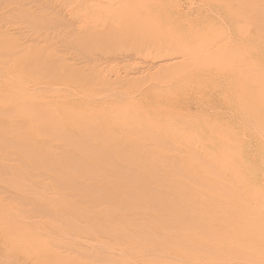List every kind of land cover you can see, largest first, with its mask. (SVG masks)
<instances>
[{
  "label": "rangeland",
  "instance_id": "rangeland-1",
  "mask_svg": "<svg viewBox=\"0 0 264 264\" xmlns=\"http://www.w3.org/2000/svg\"><path fill=\"white\" fill-rule=\"evenodd\" d=\"M2 1H0V38L5 31V36H9L7 39L12 42L13 46L17 45L19 48L29 49L27 47L33 44V46H37L33 47L35 52L36 50L38 51V47L41 46L42 48L40 47L39 49L41 50L35 53L36 57L33 56V51L31 52L33 55L30 54L32 47L29 52H25L26 50L24 51L23 48V50L19 49L21 52L17 50L20 53H18L19 59L15 58L19 61L18 64H14L15 62L10 60H14V57L9 58L14 51L9 53L12 54L11 56H6L7 59H4V63H2L3 61L0 63V138L4 140V135H7L5 130L16 124L18 125V123L21 125L25 121L29 122L30 127L33 126L32 129L36 126H43L34 129V132H30L26 136H22L23 138H20L18 146H14L12 143L13 147L11 149H9L10 147L7 149L4 147L0 151V264H264V174L261 175L264 167L261 168L262 170L255 168L254 171L253 166L255 162L259 163L258 167L264 164L262 162V159H264V135H260L256 120L253 125L248 126V122L250 123L251 121H246L242 117L243 112L247 109V105L242 100L247 98L246 94H253V102L258 100L254 95L261 94V89H259L261 86L250 87L251 83L248 81L241 89L239 82H237V77L242 79L244 77L243 74L239 75L233 68L228 69L218 62L215 65L213 63L215 60L213 62L209 60L208 65H202L201 63L204 62L201 61L205 60H202V58L198 61L194 60L195 63L192 62L193 60L191 62L190 60H185L183 62L185 66L181 69L184 73L181 75H164L166 79L162 75L158 84L162 85L163 88L156 87L154 84L151 85L153 81L151 82L149 77H145L146 75H142L143 78L141 79L146 82L141 90L145 88V90L149 91V89H153L151 88L153 86L154 88H159L157 89L158 91L153 89V91L159 92V95L150 94L139 98V95L134 94L138 90L134 87L135 85L125 83L121 87L123 92L137 95L135 98H138L136 103L139 104L140 111H130V114H126L127 116L121 119L116 118L115 114H111V122L121 121V125L125 128L123 129L126 131L115 124L117 129L113 127V129L105 133V135L109 133L116 134L112 138L114 141L102 139L104 144H111L112 147L110 146L109 148H114L111 156V150L109 152V149L106 148L105 152L106 154L107 152L109 153V159L114 161V163L111 166L107 159L108 161H105L106 163L104 164L107 168L111 166L109 168L114 169V171H110V169L108 171L105 169L104 171L105 167L102 169L100 167L102 164L100 162V165L97 163L101 159L98 158L105 155L101 154L103 150L99 148L100 146L105 150L104 146H102L104 144L99 143L101 139L98 141L85 139V141L87 140L86 144L92 141L90 143V145L94 144L92 148L96 147L95 144L98 147H96V151H91L92 149L89 151V149L83 148L78 143L80 140L77 137L80 132H77V124L73 126L69 124L70 121L93 124L95 120L106 117L107 113L110 112V108L113 107L108 102V105L102 108L100 100L92 99L98 92H94L92 87L81 88L78 83L79 79L86 78L93 80L95 83H106L114 80L116 75H123L124 73L129 74V79H137L141 77L140 71H142V68L159 60L158 55L155 53L157 52L156 50H166L172 44V41L173 44L175 43L174 45L188 44V48L197 51L200 48L209 47L219 37L215 35L207 42L205 40L198 42V40L190 36L191 32L182 30V28L178 30L180 22L174 29L167 28L166 30L169 31L167 32L169 36L175 32L173 34L174 37L177 31L185 32V39L184 37L173 40L166 39L160 42L156 41V38H149L148 36H151L154 30L148 28L149 26L141 28L140 23H137L136 19L129 22L131 25L128 23L121 28L116 27V29H113L106 25L104 20L107 17L106 15H109L110 10L118 6L120 0H39L41 4L38 0H18L20 5L17 0L16 2L14 1L15 3H13V0ZM32 1L34 3H30ZM167 1L163 0L162 2L168 4L170 0L169 2ZM175 1L179 8H183L182 13L189 14L188 18L189 16L190 18H200L199 22L194 25L195 28L192 29L198 31L206 23L210 22L214 29H219L221 38L224 36L232 37L226 42V44H229L226 52H230L231 56L234 57V60H228L230 66L232 62L234 63L236 59L241 57L240 54H236L232 50V46L237 44L238 41V36L235 34L239 33L240 38L246 42L247 37L252 32L251 30H248V28L239 30L235 26L226 29L220 28V25L225 26L224 15L207 14V4L212 6L210 4L213 3L212 1ZM14 4L18 7H21V5L25 6L21 8L22 11L26 12H24V15L28 19L27 21L25 19L22 21L20 17L19 22H22V24L18 23L17 20L21 11L18 9L20 11L18 14L16 10L18 7L16 8ZM9 5L13 6L10 7ZM260 8L264 10V5ZM47 10L48 13L46 12ZM50 12H54L56 15L52 14L51 17L49 16ZM13 13L18 16L14 17ZM22 13L21 15L24 16ZM249 14L244 13L242 16L248 17ZM28 15L32 16V19L35 17L34 20L38 19L37 17L39 16L40 19L42 16L44 21L45 18L48 19L50 17L51 20L48 19L50 22L46 23L43 20H39L38 22L42 23V25L40 24L39 28L36 26V29L41 32L33 33V31L29 32L28 27L33 28L35 27L34 24L33 26L30 23H28L30 25L26 24L31 19H29ZM203 17L204 19L201 20ZM52 18L56 23L53 22ZM23 23L27 28L26 30L24 29L25 33L29 32V38L28 34L27 37L24 36L27 39H22V35H25L22 29L25 28ZM262 25L261 20L250 23L255 37L250 35L252 40L249 39L244 45L250 48L257 58L264 57V30L261 29L263 28L261 27ZM15 28L19 31L14 32L16 31ZM6 30L8 31L7 33ZM137 30H143L146 33L144 36L146 40L141 39L139 40L140 43L129 42L130 34ZM10 31H12L11 34ZM18 32L21 33L22 37L20 33L16 35ZM39 33L41 35L44 33L43 35H45L46 39L44 36H42L44 39L41 38ZM91 33L96 36H92L91 40L83 42V38ZM12 35L14 40L12 37L10 38ZM35 35L38 39H36ZM21 39L23 42H20L22 41ZM9 40V43H6L9 48L4 42L0 43L1 58H3L2 54L4 55L7 48H13V46H10L11 42ZM32 40L34 43H32ZM29 41H31V44L28 43ZM42 41L44 44L41 43ZM21 43L30 45H26L27 47L25 48V45L23 46ZM216 44V47H222L224 42ZM17 51L15 50L14 52L16 57H18ZM31 56L34 58L30 59V61L29 58ZM165 56V54L160 55L161 60L166 59ZM61 58L62 60H60ZM171 58L175 59L176 55L171 54ZM211 62L212 64L210 65ZM39 63L42 65L46 63L48 69L41 71L37 67ZM198 64L200 67L197 66ZM64 65L70 70L68 68L64 69ZM17 66L19 68L22 67L23 70H21L22 68H20L21 71L19 68L17 70ZM91 67L92 73H89L91 75L88 77L82 76V74H85L84 71L87 72L88 68ZM177 71L178 68H171L168 73H176ZM223 72H226V75ZM207 75H211L212 84L201 85L196 81L201 76L202 78L198 81H204ZM244 79L246 78L244 77ZM242 90L246 94L239 99L240 92L243 94ZM257 90H259L258 93ZM88 93L91 95L88 96ZM15 95H19V100L15 98L17 97ZM36 96H39L40 101L38 98L35 101L33 100ZM23 97H30L28 98L29 101L22 103ZM187 97H191V102L193 101L188 108L189 110L186 111L191 114L189 117L182 113V109L188 106L190 101L180 102ZM262 97L264 99V93ZM208 99L211 100V104H208ZM196 100L199 102L195 103ZM130 102V99H126L122 106H129ZM26 105L28 106L27 108L24 107ZM183 106L184 108H181ZM141 111L145 113L144 117ZM17 112V116L20 117L24 114V117H21L23 118L22 120L15 115ZM234 114L237 115L234 121L236 124L238 123L236 130L239 134L237 135L236 147H233V152L231 151L227 157L224 153L215 151L214 157H210L209 160L204 157V160L199 151L201 146L199 139L205 136L203 135V133H206L204 132L205 128L215 127L216 124L222 125V122L231 121ZM39 115L40 117H37ZM43 115L47 120L43 118ZM34 117H37L38 124L36 119L33 124ZM40 118L45 121H42L41 125H39V122L41 123ZM59 119L62 120V125L64 126L57 125V127L60 126V129L57 128L60 131V135L58 130L56 131L55 129L56 124L61 121ZM142 120L143 125L138 123L142 122ZM57 121L58 123H56ZM150 127H154V135L151 133L150 135L155 137H150L149 129H147ZM131 128H136L132 134H130ZM51 129L54 131L52 130L53 132H51ZM63 130L64 132H62ZM65 130L72 132L71 135H73L74 139L69 133L70 138H68V141L66 139L64 141L62 134H67ZM137 131L141 132V134L137 133ZM55 132H58V134L56 135ZM119 132H122V135L117 134ZM52 135L54 137H51ZM147 136L155 140L148 139ZM122 137L124 138L123 141H118ZM142 137L143 140H141ZM1 139L0 144L6 147L12 142L11 140L1 141ZM220 139L215 138L212 141L218 142ZM85 141H82L83 146L87 147L84 144ZM30 143L32 146L37 148L41 146L42 148L35 150L36 147H32ZM35 143H38L39 146ZM20 144L23 146L21 147ZM130 145H132V148H130ZM24 146L29 148L26 149ZM30 146L31 149L35 150V152L33 151L34 153H30ZM83 150L84 152H82ZM86 151L89 152L85 154ZM63 153L67 154V156L63 155ZM103 156L100 160L102 163L107 158V155L104 158ZM165 158H173L174 160L170 161L176 163L179 162L178 158L187 159L186 161L194 160L193 162L196 161L203 168H200L198 173H180L170 167V163ZM211 158L215 160H213V163H211ZM144 160H147V162ZM240 160L241 164H236ZM219 162H222L223 165ZM89 165H93L95 169H91L92 166L90 167ZM113 165L116 168H112ZM120 165L123 169L127 168L128 170L126 169L124 172L119 169L118 171ZM86 166L93 172L88 170L87 174L86 171H83V169L86 170ZM126 171H131L129 174L132 173L135 180L132 176L123 178L126 176ZM255 172L259 177L255 176V181L251 183L247 178L250 174H255ZM119 173H123L125 176L119 178ZM79 174H82V177L83 175L86 177L82 178ZM110 175H113L114 178L117 176L118 179H113V176L111 177ZM107 176H109L108 181L110 178L113 180L107 182ZM87 178H89V181ZM193 180L196 183L199 180L198 184H193ZM238 181L241 182L239 183ZM96 182L101 184L97 183L96 186ZM215 182L217 185H215ZM83 184L85 187H83ZM77 185L79 186L77 187ZM135 186L136 188L144 187L150 192H157L156 189H152L154 187L164 188L165 191L169 190L168 192H176L178 190L179 192H199L203 195L202 200L204 201L202 202H204V205L202 202L197 203V201L190 199L185 201L181 199L176 201L177 208L169 217L155 219L148 216H145L146 218L139 216L140 219H138V216L137 218L131 214L136 208L135 203H138L133 200L135 199L133 196L142 192L139 191V188L138 191L137 189L135 190ZM226 186H228L227 188L230 191L226 189ZM79 187L83 188V190L78 189V191L77 188ZM126 187L128 189L132 187L135 191L130 190L129 196L123 192L126 191ZM107 188L112 191H116L115 189L117 188L121 190V198L117 196L119 202L122 201L120 200L122 198L123 201L119 204L117 200L118 206L116 202L113 203L116 201L115 198H117L114 195L111 196L115 198L111 199L110 197L106 200V202L113 200L114 207L112 203H110L111 206L104 203L103 197H101L102 199L99 198V200H104L102 202L97 200L98 197H94H100L98 194H102V191ZM132 191L135 194L132 196L133 199L129 200L131 205H128L127 202L132 195ZM117 192L115 193L117 194ZM227 192L230 193L228 194ZM126 196H128L127 199ZM107 197H109V194ZM138 197L136 196V199ZM90 199L91 202H89ZM92 199L94 201L97 200V202ZM124 199L127 200V202L125 200L127 207L124 205ZM207 202L208 205L215 207L216 211L213 210L214 212L212 213L209 210L207 211ZM222 203L226 205V208L220 211L221 208L223 209L221 207ZM120 205H124V207ZM119 206L121 207L120 209ZM183 207L188 209L195 208L201 211L200 213H204L202 211L205 209L204 211L208 214L197 213L189 215L185 210H181ZM130 214L135 218L130 217ZM204 218L209 219L208 221L214 219L215 224L222 225V229H218L219 231L203 229L205 223H208V221H203ZM256 218L262 220L252 223V220ZM183 235L187 236L183 238ZM192 240L196 241V243L192 242ZM190 242L193 245H189Z\"/></svg>",
  "mask_w": 264,
  "mask_h": 264
},
{
  "label": "bare ground",
  "instance_id": "bare-ground-1",
  "mask_svg": "<svg viewBox=\"0 0 264 264\" xmlns=\"http://www.w3.org/2000/svg\"><path fill=\"white\" fill-rule=\"evenodd\" d=\"M0 1H2V0H0ZM5 1H7V0H5ZM16 2V0H13V3H15ZM20 1V0H19ZM19 1L17 0V2H18V4L20 5V3H19ZM34 1V0H33ZM30 2V3H34V2ZM39 1V0H38ZM163 0H120L119 1V4H118V6L116 7V8H114L113 10H110V12H109V15H106L107 17H106V19L104 20V22H106L105 24L106 25H108L109 27H112L113 29H116V27H119V28H121V27H123V26H125L126 24H128L129 22H131L132 20H134V19H136V21H137V23H140V26H141V28L144 26V27H147V26H149L148 28H150L151 30H154L153 31V33L151 34V36H148V33H147V36L150 38V37H152V38H156L157 40L156 41H165L166 39H179V38H183L184 37V39H185V32L183 33V32H180V31H177V33L175 34V37L173 36V34L175 33H171L170 34V36L168 35V33L167 32H169V31H167L166 29L167 28H172V29H174V27L175 26H177L178 25V23H179V25L181 26H179V28H178V30H180V28H182V30H187V32H191L190 33V36L191 37H193V39H195V40H198V42H201L202 40H205L206 42L207 41H209L210 39H212V37H214L215 35L216 36H218L219 38L217 39V41L216 42H214V43H212L209 47H207V48H200L199 50H197V51H195V50H192V49H190V48H188V44H186V45H174L173 44V41L171 42L172 44L168 47V48H166V50L165 49H157L156 51L157 52H155L156 53V55H158V59L159 60H157V61H155V62H152L150 65H147V66H145L144 68H142V71H140L139 73H140V75H141V77H139V78H137V79H129V74L128 73H124L123 75L122 74H118V75H116L115 76V79L114 80H110V81H108V82H106V83H95V82H93V80H88V79H86V78H81V79H79L78 80V83H79V86L81 87V88H86V87H92L93 88V91L94 92H98V94L96 95V96H94V97H92V99H98V100H100V102H101V107L102 108H104L105 106H107L108 105V102L110 103V104H112L113 105V107L112 108H110V112L109 113H107V116L106 117H104V118H101V119H98V120H95L94 121V123L93 124H90V123H76V121L75 122H71L70 121V125L71 126H73V125H76L77 124V132H80V134L78 135V140H80V142H78V143H80V146L82 145V147L83 148H87V149H89V151L91 150V151H96L97 149H96V147H97V145L95 144V148L93 147L92 148V145H94V144H92V145H90V143H92V141H95V140H100L101 142H99L100 144H104L103 143V141H102V139L103 140H111V141H114V139H112V138H114L113 137V135H116V134H113V133H109V134H107V135H105V133L107 132V131H109V130H111V129H113V127H115V124L119 127V128H122V130H124L125 128H124V126L123 125H121L122 123H120V122H111V119H110V117H111V114H115V117L116 118H123L124 116H127L126 114H130V111H132V112H138V111H140L139 109H140V106H139V104L138 103H136L137 102V100H138V98H135L137 95H139V98H142L143 96H148V95H150V94H154V95H159V92H156V91H153V89H159V88H154L153 86H151V88H153V89H149V91H147V90H145V88H143L142 90H141V88L144 86V83L146 82L145 80H143V79H141V78H143L142 77V75H146L145 77H149V80L152 82L151 83V85H155L156 87H162V85H160V84H158V83H160L159 81H160V79H161V77H162V75L164 76V75H167V76H172V75H181V74H183L184 73V71L183 70H181L182 69V67L183 66H185V64L183 65V62L185 61V60H190V62H191V60H193L192 62H194L195 63V61L194 60H199L200 58H202V60L203 59H205V60H203V61H201V62H204V63H201L202 65H205V64H209V60L210 61H214L215 60V62H213L214 64L215 63H221V65H223V66H225V67H227L228 69H232L233 68V70H235V72L236 73H238L239 75H241V74H243L244 75V77L246 78V79H244V77H242V79H239L238 77H237V82H239V85L241 86V89H242V86H244V84L245 83H247L248 81H250V87L251 86H253L254 88H255V86H261V88H259V89H261V94L259 93V94H256V95H254L255 96V98H257L258 100H255V102H253V94H246L245 92H244V90H242L243 91V94L240 92V97H239V99L240 98H242L243 97V95H245L246 94V99L245 100H242V102L243 103H245L246 105H247V109H246V111L245 112H243V118L246 120V121H251L250 123L248 122V126H250V125H253L254 124V122H255V120H256V122H257V124H258V129H259V131H260V135H264V99H263V97L261 98V96H262V94L264 93V57H260V58H257L256 57V54L255 53H253L252 52V50H250V48H248V47H245L244 45H245V43H247L248 41H249V39L250 40H252V37H255V33L253 32V30H252V27L250 26V23L251 22H255V21H260L261 20V23H263V25L261 26V27H263V28H261L262 30H264V10H261V6H263L264 4V0H209V2L210 1H212L213 3H210L212 6H210L209 4H207V3H205V4H207L208 5V7H207V10H208V12H207V14L208 13H210V14H215V15H221V14H223L224 15V19H225V26H222V25H220V28H222V29H226V28H230V27H236V28H238L239 30H243V29H245V28H248V30H251L252 32L250 33V35H252V37H250V35L247 37V39H246V42H244L241 38H240V36H239V33H237V34H235L236 36H238L237 37V39H238V41H237V44H235V45H233L232 46V50H233V52L234 53H236V54H240L241 55V57L239 58V59H236V61H234V63L232 62L231 64V66H230V64H229V62H228V60L230 61L231 59H233L234 60V57H232L231 56V54H230V52H226V50L229 48V44H226V42H227V40H229V39H231L232 37H229V36H224L223 38H221L220 37V31H219V29H214V27H213V25L210 23V22H208V23H206L204 26H203V28L202 29H200V30H194V29H192V28H195L194 27V25L197 23V22H199V20H200V18H193V17H191L190 18V16H189V18H188V15L189 14H186V13H182V9L181 8H179L178 6H177V4H176V1L175 0H170V2H169V0L167 1V2H169L168 4H166L165 2H162ZM205 1V0H204ZM237 1V3H235ZM3 2V1H2ZM36 2V1H35ZM12 3V2H11ZM12 3V4H13ZM21 3H23V2H21ZM27 3H28V1H27ZM26 3V4H27ZM39 3H40V1H39ZM17 4V3H16ZM17 4V5H18ZM41 4V3H40ZM2 5H3V3H2ZM17 5H15L14 4V6H16V8L18 7ZM30 5V4H29ZM10 6V5H9ZM11 6H13V5H11ZM10 6V7H11ZM22 6H24V5H21V7ZM21 7H18L16 10L18 11V14L20 13V11H21V13L24 15V12L25 11H22V8ZM25 7V6H24ZM46 7V6H45ZM191 8H192V6H190ZM189 7V8H190ZM195 7V6H194ZM199 8V7H198ZM20 11H19V10ZM193 9V8H192ZM191 9V10H192ZM12 11V10H11ZM17 11H14V12H17ZM49 11H51V10H49ZM180 11H181V13H180ZM8 12H10V11H8ZM47 13H48V10L46 11ZM174 12H175V14H174ZM21 13L19 14L20 16H18V15H16L15 16V14H14V17H17L18 16V18H17V20H18V23H21L22 24V22H19L20 20H19V18L23 21V19H25L26 21H27V19H26V17H25V15L24 16H22L21 15ZM26 13V12H25ZM44 13V12H43ZM46 13V14H47ZM51 13V12H50ZM244 13H250L249 14V16L248 17H243L242 15L244 14ZM9 14V13H8ZM52 14L53 15H56V13L54 14V12L53 13H51V14H49V16H51L52 17ZM206 14V15H207ZM10 15H12V14H10ZM205 15V16H206ZM26 16H27V14H26ZM29 16V15H28ZM34 16V15H33ZM60 16V15H59ZM103 16V15H102ZM204 16V15H203ZM8 17V16H7ZM12 17V16H11ZM32 16H29V19L31 18ZM36 17H37V15H36ZM50 17V18H51ZM55 17V16H54ZM58 17V16H57ZM61 17V16H60ZM34 18L35 17H33V19L31 18L30 19V22H26V24H28V23H30L32 26H33V24H34V26L35 27H33L34 28V30H37V31H34L33 30V28L32 27H28V25H30V24H28L27 25V27L29 28L28 30H29V32H32L33 31V33L34 32H36V33H38V31L39 32H41L39 29H36V26L39 28L41 25H42V23H39L38 21L40 20V21H42L43 19H42V16H41V19H40V16L39 17H37L38 19H35L34 20ZM50 18H48V19H50ZM59 18V17H58ZM102 18V17H101ZM262 18V19H261ZM11 19H13V18H11ZM47 18H45V21L43 20V22H48L49 20H48ZM59 19H61V18H59ZM204 19V17L203 18H201V20H203ZM16 20V19H15ZM17 20H16V23H17ZM25 20H24V23H25ZM32 20H34L33 22H32ZM47 20V21H46ZM51 20V19H50ZM52 20H53V18H52ZM55 20H58V19H55ZM29 21V20H28ZM50 22V21H49ZM53 22H55L56 23V21H54L53 20ZM58 22V21H57ZM14 23V22H13ZM17 23V24H18ZM23 23V27H25V24ZM45 23H43L44 25H45ZM39 24V25H38ZM41 24V25H40ZM130 25H131V23H129ZM32 30H31V29ZM118 28V29H119ZM17 29H18V27H17ZM16 28H15V30L16 31H14V32H17V31H19V30H17ZM20 29V28H19ZM23 30L25 29H27L26 27L25 28H22ZM12 30V29H11ZM21 30V29H20ZM23 31L24 32V34L25 35H22L23 36V38L22 39H24L25 37L24 36H26L27 37V34H28V38H29V32H27V34L25 33L26 31ZM146 30V29H145ZM22 31V30H21ZM157 31V32H156ZM5 32V31H4ZM3 32V34H2V36H1V38H0V43L1 42H4L5 44L6 43H9L8 42V40L9 39H7V38H9V36H5L6 34ZM8 31L6 30V33H7ZM11 32L12 31H10V34H11ZM72 32V31H71ZM77 32V31H76ZM149 32V31H148ZM19 33L20 32H18V34H16V35H19ZM35 33V34H36ZM151 33V32H150ZM264 33V32H263ZM9 34V35H10ZM13 34V33H12ZM15 34V33H14ZM23 34V33H22ZM40 34V33H39ZM44 33H42V35H41V38H43L42 36H44V38H45V35H43ZM8 35V34H7ZM15 35V37H17ZM31 35V34H30ZM37 35V34H36ZM35 35V37H36V39H38V37ZM146 35V33H144V31L143 30H137L136 32H133V33H131L130 34V38H128L129 39V42H133V43H140V41L139 40H141V39H144V41L146 40V38L144 37ZM20 36H21V33H20ZM20 36H18V37H20ZM21 36V37H22ZM92 36H96V35H92V33L90 34V35H87L85 38H83V42H86V41H88V40H91V37ZM13 38V40H14V36L12 35V36H10V38ZM31 37V36H30ZM47 37V36H46ZM34 38V37H33ZM40 38V37H39ZM43 38V39H44ZM16 39V38H15ZM21 39V40H22ZM25 39H27V38H25ZM43 39H41V40H43ZM46 39V38H45ZM66 39V38H65ZM31 40V39H30ZM47 40H48V38H47ZM52 40V39H51ZM169 40V41H170ZM10 41V40H9ZM34 41H36V40H34ZM45 41V40H44ZM156 41H154L155 43H156ZM182 41V40H181ZM180 41V42H181ZM11 42V41H10ZM20 42H23V40L22 41H20ZM27 42V41H26ZM25 42V43H26ZM37 42L39 43V41L37 40ZM189 42V41H188ZM221 42H224V45L222 46V47H220V46H218V47H216V43H221ZM28 43H30L31 44V41H29ZM26 44V45H30V44ZM32 43H34L33 42V40H32ZM42 44H44L43 43V41L41 42ZM46 43V42H45ZM64 43V42H63ZM68 43V42H67ZM182 43V42H181ZM204 43V42H203ZM11 44V45H10ZM9 45L10 46H13L12 45V42L10 43ZM20 44V43H19ZM22 44V43H21ZM37 44V43H36ZM36 44H34V45H36ZM190 44V43H189ZM8 44H6V46H7ZM14 45H16V44H14ZM23 45V44H22ZM21 45V46H22ZM25 45V44H24ZM23 45V46H24ZM25 45V48L27 47ZM192 45V44H191ZM249 45V44H248ZM20 46V47H21ZM40 46V45H39ZM8 47V46H7ZM6 47V48H7ZM16 47V48H15ZM32 47V49H30ZM33 47H37V46H33V44H32V46L30 45V47L28 46L27 48H29V49H24V47H21V48H19V47H17V45L16 46H13V50L12 49H8L7 48V54H6V52L4 53V55L2 54V56H3V58H1L0 57V63L2 62V63H4V61L7 59V57L8 56H11L12 54V56L11 57H9V58H12V57H14L13 59L15 60H12V59H10L11 61H13V62H15L14 64H18V60H16L15 58H17V59H19V52H21V50H23L24 49V51L25 52H29L30 51V54H32L31 52L33 51L34 53V55L33 56H35L36 54V52H38V51H40L41 49H39L40 47H38V51L36 50V52L33 50ZM15 48V49H14ZM23 48V49H22ZM42 48V47H41ZM71 48V47H70ZM72 48H74V47H72ZM19 49H21V50H19ZM15 50L17 51L16 53H17V55H18V57H16V54L14 53L15 52ZM70 50V49H69ZM72 50V49H71ZM74 50V49H73ZM14 51V52H13ZM74 51H76V50H74ZM13 52V53H12ZM77 52V51H76ZM9 53H12V54H9ZM19 53V54H18ZM6 54V55H5ZM9 54V55H8ZM163 54H165L166 56V59H164V60H161L162 58L160 57V55H163ZM171 54H175L176 55V58L175 59H173V58H171ZM7 56V57H6ZM6 57V58H5ZM36 57V56H35ZM162 57H164V56H162ZM8 58V59H9ZM34 57H32L31 56V58H29V60L31 59H33ZM58 58H59V56H58ZM75 58V57H74ZM1 59H3V60H1ZM5 59V60H4ZM28 60V61H29ZM30 60V61H31ZM60 60H62V58L60 59ZM60 60H57V61H60ZM8 61V60H7ZM56 61V62H57ZM196 61V62H197ZM225 61H226V63H225ZM17 62V63H16ZM67 62V61H66ZM200 62V61H199ZM205 62H207V63H205ZM212 62L210 63V65L212 64ZM50 63V62H49ZM58 63V62H57ZM186 63V62H185ZM188 63V62H187ZM192 64V63H191ZM200 64V63H199ZM197 65L198 67H200V65ZM196 65V64H195ZM209 65V66H210ZM216 65V64H215ZM219 65V64H218ZM65 66V65H64ZM220 66V65H219ZM37 67H38V69H40L41 71H44V69L45 70H47L48 68H47V66H46V63H44V65H42V64H38L37 65ZM224 67V68H225ZM18 68H19V66H17V70H18ZM20 68H22V67H20ZM20 68H19V70H20ZM64 69L65 68H68L67 66H65V67H63ZM171 68H178V71L176 72V73H168V71L171 69ZM188 68H190V67H188ZM197 68V67H196ZM37 69V70H38ZM69 69V68H68ZM67 69V70H68ZM72 69V68H71ZM74 69V68H73ZM184 69V68H183ZM3 70V69H2ZM21 70H23V68L21 69ZM20 70V71H21ZM70 70V69H69ZM185 70H186V68H185ZM19 71V72H20ZM5 72V71H4ZM46 72V71H45ZM44 72V73H45ZM85 72V74H82V76H84V77H88L89 75H91V74H89V73H92V67L91 68H88V70H87V72L86 71H84ZM38 73H39V71H38ZM168 73V74H167ZM223 74L224 75H226V72H223ZM74 75V74H73ZM135 77V76H134ZM165 77V79H166V76H164ZM151 78V79H150ZM200 78H202V76L201 77H199V78H197V82L199 83V84H201V85H203V84H206V83H208V84H212L211 83V81L213 80V79H211V75H207V78L204 80V81H198ZM125 83H127V84H129V85H135L134 87H136L138 90H137V92L136 93H134V94H137L136 96L134 95V94H125L124 92H123V89L121 88L122 87V85L124 86V84ZM163 86H165V85H163ZM14 87V86H13ZM38 88H40V87H38ZM163 88V87H162ZM160 90H163V89H160ZM158 91V90H157ZM258 91L259 90H257V93H258ZM20 92V91H19ZM253 92H254V90H253ZM16 93H18V92H16ZM110 93V94H109ZM19 94V93H18ZM31 94V93H30ZM125 94V95H124ZM32 95V94H31ZM30 95V96H31ZM38 95V94H37ZM88 96H90L91 94L90 93H88L87 94ZM239 95V94H238ZM15 96H17V95H15ZM21 96V95H20ZM16 99H18L19 98V95L17 96V97H15ZM27 97H23L22 99H23V101H22V103L23 102H27V101H29V99L28 98H30V97H28L27 99H26ZM39 99V101H40V98H39V96L37 97H34V101H35V99ZM126 99H130L131 100V102H130V105L129 106H122V103L126 100ZM19 100V99H18ZM21 100V99H20ZM69 100V99H68ZM141 100V99H140ZM190 101V104L188 105V106H186L185 108H184V106L183 107H181V108H184V109H182V113H185V115L186 116H191V114H188L186 111H188L189 109V106L191 105V103H193V101L191 102V97H187V98H185L184 100H181L180 102H187V101ZM261 100V101H260ZM197 102H199V101H195V103H197ZM33 103V102H32ZM39 104V103H38ZM208 104H211V100H209L208 99ZM24 107H28L27 105L26 106H24ZM11 110V112H13L12 111V109H10ZM10 110H9V113H10ZM74 110V109H73ZM5 111V110H4ZM69 111V110H68ZM8 112V111H7ZM65 112V111H64ZM70 112V111H69ZM14 113V112H13ZM23 113V112H22ZM73 113L74 114H76L74 111H73ZM141 113H142V116L144 117L145 116V113L144 112H142L141 111ZM192 113V112H191ZM231 113V112H230ZM233 113V112H232ZM72 114V113H71ZM13 115V114H12ZM15 115L17 116L18 115V112L17 113H15ZM15 115H13V116H15ZM73 115V114H72ZM77 115V114H76ZM41 116H42V114H41ZM100 116V115H99ZM240 116V115H239ZM5 117H7V115H5ZM18 118H21V117H24V114L20 117V116H17ZM16 117V118H17ZM37 117H40V115L39 116H37ZM36 117V118H37ZM45 116L43 115V118H44ZM76 117V116H75ZM235 117H237V115L236 114H234L233 116H232V120H233V122H232V120L231 121H228V122H225V123H223L222 122V125H215V127H212V126H210V127H206L205 128V131L204 132H206V133H203V135H205V136H203L201 139H199L200 141H201V146H200V153H201V156L203 157V159H204V157L206 158V160H209L210 159V157H214V152L215 151H218V152H220V153H224V155H227V157H228V155H229V153L236 147V142H237V135L239 134V133H237V125H238V123L236 124L235 123V121H234V119H235ZM35 117H34V119H33V124H34V121H36V123L38 124V119H36ZM43 118H40L41 119V123L39 122V125H41L42 124V121L43 122H45L44 121V119ZM23 118H21V120H22ZM36 119V120H35ZM75 119V118H74ZM20 120V119H19ZM45 120H47V119H45ZM61 119H59V121H60ZM48 121H49V119H48ZM83 121H84V119H83ZM35 123V124H36ZM56 123H58V121L56 122ZM139 124H142L143 125V120H142V122L140 121V122H138ZM44 124V123H43ZM53 124V123H52ZM54 124H55V122H54ZM60 124V126H63L62 125V120L58 123V124H56V126H55V129H56V131L58 130V129H60L59 127H57V125H59ZM64 124V123H63ZM131 124V123H130ZM30 124H29V122H27V121H25L23 124H21V125H19V123H18V125L16 124L15 126H13V127H11V128H9V129H7V130H5V133L8 135H4L5 136V138H4V140H2L1 138V141H12V142H10L9 143V145L6 147L5 145H3V144H0V151L1 150H3L4 149V147H5V149H7L8 147H10L9 149H11L12 147H13V145L15 146H18L19 145V143H20V138L22 137V136H26V134H28V133H30V132H34V129H37V128H41V126H43V125H41V126H36L35 128H33L32 129V127H30L29 126ZM121 125V126H120ZM53 126V125H52ZM130 126V125H129ZM236 126V127H235ZM64 127V126H63ZM62 127V128H63ZM52 128V127H51ZM58 128V129H57ZM116 129H117V127H115ZM124 128V129H123ZM193 128V127H192ZM54 129V128H53ZM53 129H51L50 131L51 132H53L54 130ZM65 129V128H64ZM132 129V131H130V134H132V132H133V130H136V128L134 129V128H131ZM147 129H149V131H148V133H149V135H150V133L151 134H153L154 135V127H150V128H147ZM256 129V128H255ZM53 130V131H52ZM129 130V129H128ZM65 131H67V130H65ZM125 131V130H124ZM255 131V130H254ZM58 132H59V135H60V131L58 130ZM58 132L56 133V135L58 134ZM62 132H64V130L62 131ZM126 132V131H125ZM256 132V131H255ZM69 133H70V135L72 134V132H69V130L67 131V134H65V133H63L62 135V137L64 138V141H65V139L68 141V138H70V135H69ZM128 133V132H127ZM134 133H135V131H134ZM133 133V134H134ZM137 133H139L138 131H137ZM244 133V132H243ZM242 133V134H243ZM32 134V133H31ZM51 134V133H50ZM117 134H120V135H122V132H119V133H117ZM139 134H141V132L139 133ZM139 134H138V136H139ZM198 134V133H197ZM58 135V136H59ZM143 135V134H142ZM145 135V134H144ZM153 135H150V137L151 136H153ZM258 135V134H257ZM54 136H55V134H54ZM53 135L51 136V137H54ZM135 136V135H134ZM133 136V137H134ZM56 137V136H55ZM62 137H60V139H62ZM66 137V138H65ZM71 137L73 138V135H71ZM120 137V136H119ZM133 137H131V138H133ZM150 137H148L147 136V138L148 139H153V138H150ZM153 137H155V136H153ZM23 138V137H22ZM58 138V137H57ZM139 138V137H138ZM145 138V137H144ZM215 138H221L220 139V141H218V142H213L212 141V139H215ZM261 138V137H260ZM51 139V138H50ZM53 139V138H52ZM56 139V138H55ZM74 139V138H73ZM72 139V142L74 141ZM85 139H89V140H92L89 144H86L87 142V140L85 141ZM118 139V138H117ZM123 137L122 138H120V139H118V141H123ZM134 139V138H133ZM158 139V138H157ZM57 140V139H56ZM69 140H71V139H69ZM77 140V141H78ZM85 141L84 142V144H86L87 145V147H84L83 146V142L82 141ZM134 140H137V139H134ZM141 140H143V137L141 138ZM153 140H155V139H153ZM5 141V142H6ZM131 141V140H130ZM19 142V143H18ZM117 142V141H116ZM139 142H140V139H139ZM13 143V145H11ZM71 143V142H70ZM74 143V142H73ZM82 143V144H81ZM97 144H98V142H96ZM136 143H138V142H136ZM31 144V143H30ZM36 145L38 144V143H35ZM76 144V143H75ZM126 144H127V142H126ZM3 145V146H2ZM28 145V144H27ZM26 145V146H27ZM71 145H73V144H71ZM20 146H21V144H20ZM19 146V147H20ZM23 146V145H22ZM21 146V147H22ZM31 146H32V144H31ZM31 146H30V149H31ZM38 146H39V144H38ZM89 146H90V148H89ZM99 146V145H98ZM102 146H104V148H105V150L102 148V147H100L99 146V148H101L103 151H102V153L101 154H105L104 156H106L107 155V158H105L106 160H104V162L102 163V161H100L101 159H102V156L101 157H99L98 159H100L97 163H101L102 165H100V163H99V165H100V167H102V169H103V167H105L103 170L105 171V169H107V171H108V169H110L109 167H111L112 166V163H114V161H111L110 159H109V153L107 152V154L105 153L106 152V148H108L109 149V152H110V150H111V152H110V156L112 155L111 153H113V149L114 148H109L110 146H111V144H108V143H106V144H104V145H102ZM136 146H138V145H136ZM2 147V148H1ZM25 147V146H24ZM23 147V148H24ZM32 147H36V146H32ZM59 147V146H58ZM78 147V146H77ZM112 147V146H111ZM126 147H128V146H126ZM234 147V148H233ZM26 148V147H25ZM27 148H29V147H27ZM26 148V149H27ZM39 148L41 149L42 147L41 146H39ZM39 148H37L36 147V149L35 150H39ZM98 148V147H97ZM130 148H132V145H130ZM8 149V150H9ZM15 149V148H14ZM20 150H22L21 148H19ZM29 149V151H30V153L31 152H35V150L32 148L31 150ZM74 149V148H73ZM78 149V148H77ZM95 149V150H94ZM13 150V149H12ZM24 150V149H23ZM59 150H60V148H59ZM84 150H86V149H84ZM84 150L82 151V152H84ZM62 151V150H61ZM89 151H86V153L85 154H87ZM26 152V151H25ZM33 152V153H34ZM104 152V153H103ZM233 152V151H232ZM67 153V152H66ZM91 153V152H90ZM80 154H82L81 152H80ZM79 154V155H80ZM84 154V155H85ZM92 154V153H91ZM63 155H65V156H67V154H64L63 153ZM69 155H70V153H69ZM68 155V156H69ZM262 155V154H261ZM71 156V155H70ZM104 156H103V158H104ZM250 157V156H249ZM244 158V157H243ZM261 158H262V156H261ZM109 160V163H110V165L111 166H108V164H106L107 166H108V168L106 167V166H104V164L106 163L105 161H108ZM78 160V159H77ZM165 160L168 162V163H170V167H173L174 169H175V171H177V172H180V173H192V172H195V173H198L199 172V169L200 168H203V166H200L199 164H197L196 163V161L195 162H193L192 160L191 161H186V160H183V158H178V160H179V162L178 163H176V162H174V161H170V160H174L173 158H165ZM205 160V159H204ZM211 163H213V160H214V158H211ZM250 160V159H249ZM261 160V159H260ZM264 159H262V162H264L263 161ZM144 161H146L147 162V160H144ZM215 161V160H214ZM258 161V160H257ZM82 162V164H84L83 163V161H81ZM80 163V162H79ZM79 163H77V164H79ZM133 163V162H132ZM207 163V162H206ZM219 163H221L222 164V162H219ZM248 163V162H247ZM236 164H241V160L239 161V163H236ZM259 163H256L255 162V164L253 165L254 166V171H255V168L256 169H258V170H262L261 168H263L264 167V164L262 165H260L259 167L257 166ZM115 166H116V164H114ZM113 165V167L112 168H114L115 166ZM132 165V164H131ZM165 165H166V163H165ZM210 165V164H209ZM223 165V164H222ZM77 166V165H76ZM90 166V165H89ZM92 166V168L91 169H95L94 168V166L93 165H91ZM90 166V167H91ZM96 166V165H95ZM121 166V165H120ZM119 166V167H120ZM124 166V165H123ZM136 166V165H135ZM167 166V165H166ZM199 166V168L197 169V167ZM227 166V165H226ZM83 167H85V166H83ZM97 167V166H96ZM118 167V171H119V169L122 171H124V170H126L125 168L123 169L122 168V166H121V168H119ZM210 168H211V166H209ZM116 168V167H115ZM131 168V167H130ZM132 168H135V167H132ZM80 169V168H79ZM82 169V168H81ZM90 169V170H91ZM137 169V168H136ZM139 169H140V167H139ZM207 169V168H206ZM234 169V168H233ZM88 170H89V167L87 168V166H86V170H84L83 169V171H86V173L88 172ZM89 170V171H90ZM97 170V169H96ZM100 170V169H99ZM112 169H110V171H111ZM128 170V169H127ZM134 170V169H133ZM231 170V169H230ZM77 171V170H76ZM82 171V170H81ZM112 171H114V169L112 170ZM117 171V170H116ZM137 171V170H136ZM136 171H134V172H136ZM232 171V170H231ZM235 171H237V170H235ZM91 172H93L92 170H91ZM90 172V173H91ZM125 172V171H124ZM127 172L128 171H126V176H125V174H123V173H119V178L121 177V176H125V177H123V178H127L128 176L130 177V176H132V178L134 179V177H133V174L131 173V174H129L131 171H129L128 172V175H127ZM138 172V171H137ZM84 174H85V172H83ZM82 173V174H83ZM110 173V172H109ZM236 174H237V172H235ZM82 174H79V175H81V177H82ZM88 174V173H87ZM87 174H85L86 176H87ZM92 174H94V173H92ZM111 174V173H110ZM264 174V171L261 173V175H263ZM85 175H83V177H86ZM108 175V174H107ZM260 175V176H261ZM93 176V175H92ZM111 177L113 176V175H110ZM135 176V175H134ZM243 176H244V174H243ZM255 176H258L259 177V175H257V173L255 172V174L253 173V174H250V176L247 178V179H249V181L252 183V182H254L255 181ZM82 177V178H83ZM88 177L89 178H91V176H89L88 175ZM116 178H114V176H113V179H118V177L117 176H115ZM186 177V176H185ZM89 178H87L88 179V181H89ZM136 178V177H135ZM242 178V177H241ZM103 179H105V178H103ZM108 179H109V176H107V182H109V181H111V180H113V179H111L110 178V180L108 181ZM191 179V178H190ZM242 179H245V178H242ZM260 179V178H259ZM135 180V179H134ZM187 180H189V178H187ZM216 180V179H215ZM236 180V179H235ZM246 180V179H245ZM145 181V180H144ZM211 181H212V179H211ZM234 181V180H233ZM232 181V182H233ZM247 181V180H246ZM87 181H86V179H85V183H86ZM94 182H95V180H94ZM99 182H101V181H99ZM146 182V181H145ZM198 182H199V180H198ZM198 182L196 183V181H194L193 180V184L194 183H196V184H198ZM204 182V181H203ZM202 182V183H203ZM212 182H214V181H212ZM216 182H217V180H216ZM215 182V185H217V183ZM239 182V181H238ZM241 182V181H240ZM239 182V183H240ZM97 183L98 182H96V186H97ZM210 183V182H209ZM94 184V183H93ZM98 184H101V183H98ZM211 184H213V183H211ZM229 184V183H228ZM234 184H235V181H234ZM84 185V184H83ZM82 185V186H83ZM90 185V184H89ZM115 185H117V184H115ZM232 185V184H231ZM79 185H77V187H78ZM82 186H80V187H82ZM91 186V185H90ZM119 186V185H118ZM118 186H116V187H118ZM187 186V185H186ZM199 186H200V184H199ZM77 188V190L78 189H81V188ZM83 187H85V185L83 186ZM99 187V186H98ZM113 187V186H112ZM115 187V186H114ZM134 187V186H133ZM203 187V186H202ZM223 187H225V186H223ZM228 186H226V189H228L227 188ZM237 187V186H236ZM235 187V188H236ZM106 188V187H105ZM105 188H103V189H105ZM119 189H120V186L118 187ZM115 189L116 191H112L110 188H107L106 190H104V191H102L101 193L102 194H98V195H100V197L99 196H94L95 195V193H93L94 195V197H98V199L97 200H99V198H101V197H103V199L105 200V202L104 203H107V204H109L110 205V203H112L113 202V200H111L112 198H115V197H117V198H115L116 199V201H114L113 203H115L116 202V205H117V200H118V203L120 204V202H122L123 201V198L122 199H120V200H122V201H120L119 202V198H118V196H120V194H121V190H119V189ZM121 188H123V187H121ZM131 188V189H130ZM139 188V187H138ZM138 188H136V186H135V190L137 189V191H138ZM143 190H142V189ZM209 188V187H208ZM221 188V187H220ZM234 188V189H235ZM239 188V187H238ZM125 189V188H124ZM123 189V190H124ZM152 189H156L157 190V192H150L148 189H146V188H144V187H140L139 188V191H142V192H139V194H136L135 196H133V194H135V192L133 193V191H135V190H133V188L132 187H129V189L126 187V191H123V192H125L127 195H129L131 192H129L130 190H133L132 191V195H131V197L133 196V197H135V199H133V197L131 198V197H129L130 199H128V202H127V197L128 196H126V199H124V205H125V207H127L128 205H131V202L129 201V200H131V199H133V200H135L136 202H138V203H135V205H136V208H135V210L133 211V213H131V214H133L134 216H148V217H153V218H155V219H157V218H166V217H169V216H171L173 213H174V211H175V209L177 208V204H176V201H178V200H181V199H183V201H185L186 199H190V200H192V201H197V203H200V202H202V201H204V200H202V197H203V195H201V193H199V192H197V193H190V192H179V190L178 191H176V192H168V191H165L164 190V188L163 189H161V188H158V187H154V188H152ZM166 189V188H165ZM237 189V188H236ZM240 189H241V187H240ZM81 190H83V188L81 189ZM117 190H119L118 192H117ZM201 190V189H200ZM229 190V189H228ZM79 191V190H78ZM215 191V190H214ZM230 191V190H229ZM231 191H232V189H231ZM236 191V190H235ZM115 192H117V194L115 193ZM122 192V193H123ZM223 192V191H222ZM240 192H241V190H240ZM107 193V194H106ZM228 193V192H227ZM230 193V192H229ZM228 193V194H229ZM233 193V192H232ZM91 194V193H90ZM89 194V195H90ZM108 194H109V197H107L108 196ZM235 194V193H234ZM97 195V194H96ZM105 195V196H104ZM107 195V196H106ZM111 195H114L115 197H112ZM118 195V196H117ZM206 195V194H205ZM92 196V195H91ZM123 196H125V195H123ZM130 196V195H129ZM136 196H139L137 199H136ZM219 196V195H218ZM227 196V195H226ZM232 196V195H231ZM87 197H88V195H87ZM93 197V198H94ZM111 197V199H109V200H111L109 203L108 202H106V200L108 199V198H110ZM205 197V196H204ZM120 198H121V196H120ZM102 199V198H101ZM100 199V200H101ZM93 200V199H92ZM97 200L96 201H94V202H97ZM99 200V201H100ZM104 200H101L100 202H102V201H104ZM125 200H126V202L128 203V205H126V203H125ZM92 201V202H93ZM89 202H91V199H90V201ZM93 202V203H94ZM113 203H112V206H113ZM203 203V205H204V202H202ZM132 204H133V202H132ZM115 205V204H114ZM124 205H120V206H122V207H124ZM111 206V205H110ZM109 206V207H110ZM118 206V205H117ZM119 206V209L121 208ZM108 207V208H109ZM114 207V206H113ZM204 207V206H203ZM206 209H207V211L209 210V212L211 211V213L212 212H214V211H216L215 209V207H212V205H208V202H207V205H206ZM221 207H223V209L221 208V210L220 211H222V210H224L225 208H226V205L224 204V203H222V206ZM112 208V207H111ZM192 208H194V207H192ZM122 209H124V208H122ZM121 209V210H122ZM181 210H185V212H187L189 215H192V214H197V213H200L201 211H199V210H197V209H188V208H184L183 207V209H181ZM203 210V209H202ZM205 210V209H204ZM202 211V212H204V213H200V214H204V215H206V214H208L207 212H205V211ZM214 210V211H213ZM177 211L179 212V210L177 209ZM131 214H130V217H134V216H131ZM216 215V214H215ZM137 217V218H138ZM212 217V216H211ZM135 218V217H134ZM146 218V217H145ZM138 219H140V217L138 218ZM212 219V218H211ZM219 219V218H218ZM209 219H206V218H204V220L203 221H205V222H207ZM259 221L260 222V220H262V219H260V218H256V219H253L252 220V223L254 222V221ZM213 221V222H212ZM212 221H208V223H205V227L203 228V229H208V230H210V231H217L218 229L219 230H221L222 229V225L221 224H215V222H214V219H212ZM217 221V220H216ZM257 221V222H258ZM198 224H200V223H198ZM255 224V223H254ZM200 227V226H199ZM200 229H201V227H200ZM218 230V231H219ZM175 235H177V234H175ZM187 235H183L182 237L183 238H185ZM192 242H194V243H196V241H194V240H192ZM189 245H193L191 242L189 243ZM195 245V244H194ZM203 245V244H202ZM198 246H199V244H198ZM261 261H263V260H261Z\"/></svg>",
  "mask_w": 264,
  "mask_h": 264
}]
</instances>
